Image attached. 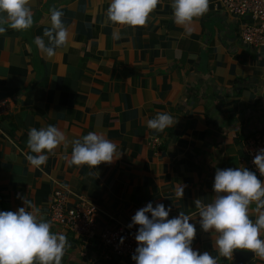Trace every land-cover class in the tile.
<instances>
[{
	"label": "crops",
	"instance_id": "obj_1",
	"mask_svg": "<svg viewBox=\"0 0 264 264\" xmlns=\"http://www.w3.org/2000/svg\"><path fill=\"white\" fill-rule=\"evenodd\" d=\"M220 2L209 0L189 35L174 22L172 0H160L137 28L107 20L111 0H30L32 27L0 34V211H17L27 198L50 222L49 200L60 187L69 206L83 196L97 207L90 237L50 222L69 244L62 264H136L112 252L100 234L123 226L137 234L140 226L129 225L148 203L170 207L169 219L190 215L193 250L233 264L234 253L227 259L216 250L215 230L202 229L194 201L213 202L218 169L245 167L264 182L244 161L247 140L264 134V43L245 44L241 27L252 19L227 13ZM52 8L62 11L70 37L67 49L48 59L34 39L51 28ZM157 113L177 123L151 130L147 121ZM49 125L69 144L32 166L28 132ZM91 131L103 132L121 156L95 169L70 165V142ZM237 251L248 253L243 264H264Z\"/></svg>",
	"mask_w": 264,
	"mask_h": 264
},
{
	"label": "clouds",
	"instance_id": "obj_2",
	"mask_svg": "<svg viewBox=\"0 0 264 264\" xmlns=\"http://www.w3.org/2000/svg\"><path fill=\"white\" fill-rule=\"evenodd\" d=\"M159 4L160 0H111L107 20L116 26L141 27L147 24ZM171 7L174 22L190 35V26L209 10V0H172ZM62 16L61 10L50 9L51 28L45 30L43 37L34 39L48 59L56 56L57 49L66 50L69 44L70 32ZM32 25L30 0H0V34L8 28L26 31ZM44 37L48 39L47 45ZM118 38L119 32L114 29L113 39ZM176 123L170 114L157 113L147 121V127L163 132ZM70 143L71 157H65L70 165L95 169L102 163H112L122 154L118 145L103 132L91 131ZM68 144L65 133L54 125L39 130L31 128L27 146L36 155L29 154L26 159L32 166L39 167L48 159L45 152L52 153L62 145L66 149ZM253 163L264 176V149L257 152ZM214 191L217 195L213 202L205 204L197 199L194 204L202 229L215 230L214 246L219 255L232 259L236 250H244L264 259V239L261 238L264 234V182L245 167L218 169ZM176 194L183 197L182 186ZM23 203L25 207L17 211H0V264H62L69 247L66 235L53 232L52 224L40 216L31 200L24 198ZM170 212L171 208L166 209L163 203L155 207L148 203L133 216L129 227L140 226L135 236L139 246L132 257L136 264H217L216 258L208 252L201 254L193 250L196 228L189 222L190 215L181 211L177 217L169 219ZM253 214L255 221L251 218Z\"/></svg>",
	"mask_w": 264,
	"mask_h": 264
},
{
	"label": "built area",
	"instance_id": "obj_3",
	"mask_svg": "<svg viewBox=\"0 0 264 264\" xmlns=\"http://www.w3.org/2000/svg\"><path fill=\"white\" fill-rule=\"evenodd\" d=\"M223 9L234 16L252 19V24L244 23L241 27L242 41L247 45L260 46L264 43V0H221ZM264 149V134L247 140L244 146L245 165L259 173L253 163L254 156ZM67 192L62 187L53 191L49 200V220L51 223L67 227L72 232L92 236L95 232V212L97 207L83 196H78L73 206L67 204ZM129 228L123 226L116 230H104L101 241L111 248L116 255L132 259L136 254L138 242ZM123 238V243H121Z\"/></svg>",
	"mask_w": 264,
	"mask_h": 264
},
{
	"label": "water",
	"instance_id": "obj_4",
	"mask_svg": "<svg viewBox=\"0 0 264 264\" xmlns=\"http://www.w3.org/2000/svg\"><path fill=\"white\" fill-rule=\"evenodd\" d=\"M248 253L246 252H240V251H235L234 252V261L233 264H243L245 259L247 258Z\"/></svg>",
	"mask_w": 264,
	"mask_h": 264
}]
</instances>
